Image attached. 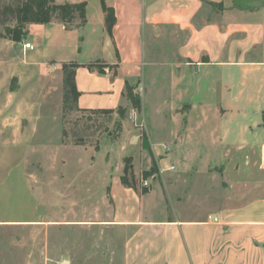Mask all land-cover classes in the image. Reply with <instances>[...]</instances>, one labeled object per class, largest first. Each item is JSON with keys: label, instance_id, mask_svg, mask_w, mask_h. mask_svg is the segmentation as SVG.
<instances>
[{"label": "crops", "instance_id": "0c3cea01", "mask_svg": "<svg viewBox=\"0 0 264 264\" xmlns=\"http://www.w3.org/2000/svg\"><path fill=\"white\" fill-rule=\"evenodd\" d=\"M104 1L111 36L100 0H55L85 2L84 27L53 21L23 31L39 74L80 66L79 110H115L152 47L173 48L172 89L190 111L180 133L172 124L173 169L145 194L112 181L109 225L127 232L123 264H264V0Z\"/></svg>", "mask_w": 264, "mask_h": 264}, {"label": "rangeland", "instance_id": "374dc122", "mask_svg": "<svg viewBox=\"0 0 264 264\" xmlns=\"http://www.w3.org/2000/svg\"><path fill=\"white\" fill-rule=\"evenodd\" d=\"M21 2L0 0V264H123L127 232L109 225L112 181L123 176L140 193L171 170L172 124L180 133L190 111L172 89L173 48L152 47L130 82L138 109L123 94L110 113L79 111L65 99L63 66L39 74L25 55V26L17 41L6 31ZM152 143L160 155L151 158Z\"/></svg>", "mask_w": 264, "mask_h": 264}, {"label": "trees", "instance_id": "16d2710c", "mask_svg": "<svg viewBox=\"0 0 264 264\" xmlns=\"http://www.w3.org/2000/svg\"><path fill=\"white\" fill-rule=\"evenodd\" d=\"M100 5L102 11L105 14V28L108 35L111 36L112 28L115 24L114 11L112 8L106 6L104 0H100ZM15 17H16V25L13 29L6 31L11 32L13 35V40H19V35L22 34V28L29 24H39V25H47L53 21H57L59 23L64 24L66 29H70L72 27L81 28L86 24V4L85 2L80 3H64L57 4L55 0H22L19 6L15 9ZM16 37V38H15ZM64 69V73L68 72L70 75V83L71 85L64 90L65 99L69 97L73 99L76 105V99L78 97V93L76 91L74 85L73 74L74 70L80 67L78 64L69 63L62 65ZM84 68L88 69V71L96 72L98 74L103 73V67L96 64H87ZM135 86L130 84L129 80L124 81V91L122 92L126 96L128 102L132 109H138L140 105V99L138 94L134 93ZM77 109V107H76ZM79 110V109H77ZM79 111H87L94 113H110L111 110H96V111H88V110H79ZM118 111L120 109L118 108ZM146 149L149 151L146 140L144 141ZM151 158L153 157L150 152ZM151 171L155 170V162L152 160ZM120 183L128 188H132L136 191V187L133 183H128L127 179L121 176ZM147 190H142L141 193L145 194Z\"/></svg>", "mask_w": 264, "mask_h": 264}, {"label": "built area", "instance_id": "2783aa9c", "mask_svg": "<svg viewBox=\"0 0 264 264\" xmlns=\"http://www.w3.org/2000/svg\"><path fill=\"white\" fill-rule=\"evenodd\" d=\"M25 49H29L31 50L32 49V46L30 44H25ZM170 169H173V168H170ZM144 186H148V183L147 182H144Z\"/></svg>", "mask_w": 264, "mask_h": 264}]
</instances>
